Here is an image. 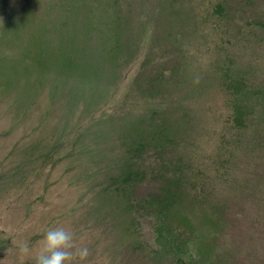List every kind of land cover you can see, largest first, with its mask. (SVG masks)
Listing matches in <instances>:
<instances>
[{
    "label": "rangeland",
    "instance_id": "374dc122",
    "mask_svg": "<svg viewBox=\"0 0 264 264\" xmlns=\"http://www.w3.org/2000/svg\"><path fill=\"white\" fill-rule=\"evenodd\" d=\"M219 4L223 11L217 14ZM259 19L264 0H0V238L6 245L0 264H33L17 246L27 242L35 252L49 228L72 231L76 245L89 248L86 263L95 264V251L108 243L75 218L87 207L81 197L97 188L93 184L106 183L103 176H81L63 165L47 170L22 195L8 180L11 146L47 110L57 111L51 121L57 124L65 110L72 117L85 108L106 116L90 139L101 128L106 133L108 162L122 167L112 172L135 164L147 171L130 189L132 201L156 194L152 171L173 182L162 187L175 194L171 222L195 231L197 264H264ZM242 77L263 96H247L255 118L235 135V99L224 84ZM184 173L206 181L204 197L197 200L188 183L178 184ZM135 204L115 193L105 209L114 206L132 221ZM221 213L225 222L219 226ZM137 214L143 238L157 246L153 216L146 209ZM114 230L120 239V226ZM132 255V264H169ZM98 261L112 264L106 254Z\"/></svg>",
    "mask_w": 264,
    "mask_h": 264
},
{
    "label": "trees",
    "instance_id": "16d2710c",
    "mask_svg": "<svg viewBox=\"0 0 264 264\" xmlns=\"http://www.w3.org/2000/svg\"><path fill=\"white\" fill-rule=\"evenodd\" d=\"M216 7L218 8L217 14L223 11L222 4ZM259 20L264 26V19ZM227 81L230 80L227 79L225 83ZM224 86L233 99H235L230 122L235 135L240 134L254 120L256 113L255 108L249 105L247 96H263V93L261 90H255L246 77L228 82ZM19 100L17 99L15 102ZM84 110L83 113L81 112V114L71 117L69 115L70 109H67L65 111L68 115L65 113L63 122L60 120L55 124L51 121L55 118L57 111L49 109L44 117H40L35 127L29 132H24L11 146V177L8 180L11 181V186L17 187V195H22L34 184H39V180L41 181V178H44L47 170L54 171L61 169L63 165L67 166L66 170H76L81 176H103L106 179V183L93 184L97 188L92 189L90 194L86 192L81 197L84 198L85 202L87 200L85 204L87 207L75 217L79 221H85V223L90 224L92 233L98 232L108 242L102 250L95 251V254L98 252L97 255H93L95 264H105L98 261V257L104 254L111 259L112 264H132L130 260L133 257L132 254H147L156 262L159 261L158 259L163 258L161 261H165L166 258V262H169V264H197L198 260L195 256L199 254L201 246H198L195 242V231H190L189 228L184 229L183 225H175L171 222L170 217L172 215L169 214L171 206H174L175 194L173 192H169L168 195L165 194L166 190H162V187H169L173 185V182L162 178L161 171H155L154 173L152 171L151 180L156 185L159 184L156 194L132 201L130 189L138 185L142 178L141 176L147 173V171L140 170L139 167H135L138 164H135V166L123 168L117 174L113 173L114 169L116 170L117 168L118 171L122 167H117L113 163L108 162V158L110 157L106 152L108 138L103 137L106 133L101 128V132H97V135L99 134L98 137L90 139L93 138L91 137V135L93 136L91 132H93L96 122L106 116L97 115L94 110L90 111L88 108ZM11 115H13L12 108ZM45 130L49 131V133L45 132ZM262 135H264V132ZM138 146L144 147V145ZM139 147L135 148V154H137ZM158 148L160 146L152 148L155 149L152 151L156 155L161 151L160 149L158 151ZM159 158L163 160V155H160ZM110 172L113 173L112 175L115 174L113 181H111L112 179L108 181ZM49 174L52 175L50 172ZM167 176L171 179L173 175L168 173ZM8 180H1V183ZM182 180L185 184L188 183L191 186L193 190L191 193L192 196H195H193L195 199L204 197L207 183L203 178L200 179L199 175L196 174L192 176L184 173L178 184H181ZM76 184L82 185V182H77ZM115 193L128 197L130 204L132 202L136 203L135 211L133 215H130L132 221L124 218L122 211L118 215L114 211V206L109 205L107 210L105 209L106 201L114 197ZM165 195L170 197V199H167L168 197L166 198ZM120 209L124 210L125 213L129 212L127 208H123L122 206H120ZM144 209L147 210L149 215L153 216V220L156 223L155 227L158 234L157 246L149 244L143 238L142 224L138 220L137 213ZM109 218H113V220ZM224 222L225 217L222 214L221 219L217 220V224L222 226ZM75 224H77L76 227L80 225L76 222ZM118 226L121 228V234H119L122 237L120 239L118 232L114 230ZM213 234L211 232V235ZM3 240L5 239L0 238V259L5 256L4 251L6 250ZM82 264L91 263L84 261Z\"/></svg>",
    "mask_w": 264,
    "mask_h": 264
},
{
    "label": "clouds",
    "instance_id": "9594fccd",
    "mask_svg": "<svg viewBox=\"0 0 264 264\" xmlns=\"http://www.w3.org/2000/svg\"><path fill=\"white\" fill-rule=\"evenodd\" d=\"M17 247L20 256L31 258L33 264H82L90 254L88 247L76 245L75 234L64 227L49 228L35 252L27 242Z\"/></svg>",
    "mask_w": 264,
    "mask_h": 264
}]
</instances>
